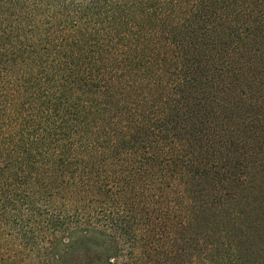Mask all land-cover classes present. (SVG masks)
<instances>
[{"label":"trees","instance_id":"1","mask_svg":"<svg viewBox=\"0 0 264 264\" xmlns=\"http://www.w3.org/2000/svg\"><path fill=\"white\" fill-rule=\"evenodd\" d=\"M0 264H264V0H0Z\"/></svg>","mask_w":264,"mask_h":264},{"label":"rangeland","instance_id":"2","mask_svg":"<svg viewBox=\"0 0 264 264\" xmlns=\"http://www.w3.org/2000/svg\"><path fill=\"white\" fill-rule=\"evenodd\" d=\"M13 84L16 86V84H15V83H11L10 85H13ZM16 87H17V86H16Z\"/></svg>","mask_w":264,"mask_h":264}]
</instances>
